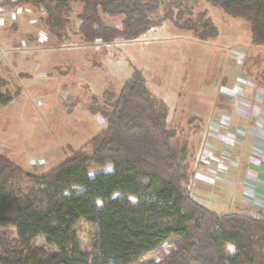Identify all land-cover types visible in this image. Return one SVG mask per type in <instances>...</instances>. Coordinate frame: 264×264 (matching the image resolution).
I'll return each instance as SVG.
<instances>
[{"label":"trees","instance_id":"obj_1","mask_svg":"<svg viewBox=\"0 0 264 264\" xmlns=\"http://www.w3.org/2000/svg\"><path fill=\"white\" fill-rule=\"evenodd\" d=\"M74 1L83 8L72 33L85 44L134 40L165 21L199 38L217 32L208 13L195 14L189 0L164 5L160 0L12 2L15 8L44 13L41 28L63 42L70 37L64 17ZM205 1L246 23L252 47L257 52L264 48V0ZM104 14L120 16L121 25L105 22ZM8 86L0 78V105L14 97ZM93 104L105 127L47 173H29L0 152V227L14 226L19 242L18 251L0 246V264H136L147 253L163 254L170 240L172 249L160 264H264L263 217L216 214L189 194L195 170L187 142L169 125L167 105L154 98L140 70L118 91L106 89ZM106 163L111 170L89 176L91 166ZM80 219L96 228L90 254L80 251L72 233ZM38 236L58 252L32 249Z\"/></svg>","mask_w":264,"mask_h":264},{"label":"rangeland","instance_id":"obj_2","mask_svg":"<svg viewBox=\"0 0 264 264\" xmlns=\"http://www.w3.org/2000/svg\"><path fill=\"white\" fill-rule=\"evenodd\" d=\"M160 1L164 5L172 0ZM189 1L195 14L205 10L212 18L217 26L213 36L199 38L165 21L137 39L102 45L98 41L83 44L72 33L82 13L79 1L71 3V12L64 17L69 20L65 26L69 40L60 42L41 28L39 17L44 13L0 0V15L5 17L7 10L15 16L2 25L0 40L5 41L3 47L16 51V55L9 50L4 53L12 57L11 65L0 64L5 76L0 78L8 80L14 96L0 105V152L29 173H47L105 127L104 119L91 109L97 105L94 100L106 89L118 91L138 69L154 98L167 105L169 125L187 142L188 161L195 170L188 187L191 197L216 214L239 212L247 174L256 175L249 159L259 157L254 153L259 144L247 132L244 118L253 121L258 93L264 91V48L257 52L252 47L246 23L205 0ZM102 18L121 25L118 15ZM13 38L19 39L20 46ZM232 87L237 89L230 97ZM241 102L253 107L250 116L235 112L233 107ZM111 169L110 163L93 165L88 173L93 176ZM128 199L135 202L134 197ZM72 233L80 251L90 254L95 226L80 219ZM0 241L8 251L19 250L14 226L0 227ZM31 248L48 255L58 252L42 236L32 241ZM171 249L172 240L161 248L163 254ZM163 254L147 253L136 264H160Z\"/></svg>","mask_w":264,"mask_h":264},{"label":"crops","instance_id":"obj_3","mask_svg":"<svg viewBox=\"0 0 264 264\" xmlns=\"http://www.w3.org/2000/svg\"><path fill=\"white\" fill-rule=\"evenodd\" d=\"M14 1V0H11ZM7 10H4L6 14L5 15V21H13L15 20V16L13 12H6ZM174 26V25H173ZM5 27V26H4ZM3 27V28H4ZM175 27V26H174ZM0 29H2V26H0ZM18 38H13V42H16L19 44ZM5 41L0 40V58L2 59V62L0 64L7 65L13 63V59L11 56H4V53L6 51H12L10 49H6L4 46ZM85 44V43H83ZM82 44V45H83ZM101 45V44H100ZM94 50L96 51L95 45L93 46ZM19 49V47H18ZM17 49V50H18ZM12 55H16V51H12ZM242 64H240L241 66ZM239 69L232 72H238ZM241 70V68H240ZM2 73H0L1 75ZM240 77V73L238 74ZM2 77H5L4 75H1ZM241 78V77H240ZM5 79V78H4ZM7 80V79H6ZM231 90V96L233 97L236 93V87H232ZM256 103L254 106V115L255 118L252 122H249V118H244L246 122H248L247 125V132L249 135L253 136L255 142H258L259 148H255V154L256 156H259L258 158H250L249 162L251 163L252 167H250L251 170L256 172V175L254 174H247V181L245 182V190L242 194V204L238 207V211L241 213H248L254 216H260L264 218V91L260 90L257 96ZM233 108H235V112H237L239 115L242 116H250L252 114V108L250 105L245 104V102L238 103V105H235ZM247 110V113L244 112ZM169 114V113H168ZM243 121V117L240 118ZM258 152V153H257Z\"/></svg>","mask_w":264,"mask_h":264},{"label":"built area","instance_id":"obj_4","mask_svg":"<svg viewBox=\"0 0 264 264\" xmlns=\"http://www.w3.org/2000/svg\"><path fill=\"white\" fill-rule=\"evenodd\" d=\"M5 23V17L0 15V26H2Z\"/></svg>","mask_w":264,"mask_h":264}]
</instances>
